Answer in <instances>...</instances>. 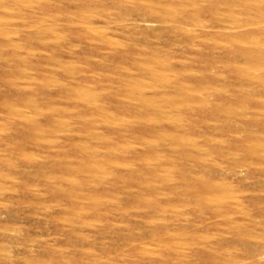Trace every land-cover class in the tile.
I'll return each mask as SVG.
<instances>
[{
	"label": "rangeland",
	"instance_id": "rangeland-1",
	"mask_svg": "<svg viewBox=\"0 0 264 264\" xmlns=\"http://www.w3.org/2000/svg\"><path fill=\"white\" fill-rule=\"evenodd\" d=\"M0 264H264V0H0Z\"/></svg>",
	"mask_w": 264,
	"mask_h": 264
}]
</instances>
